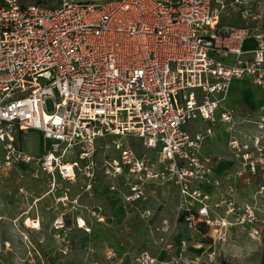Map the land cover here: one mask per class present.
I'll return each instance as SVG.
<instances>
[{
  "label": "built area",
  "instance_id": "2783aa9c",
  "mask_svg": "<svg viewBox=\"0 0 264 264\" xmlns=\"http://www.w3.org/2000/svg\"><path fill=\"white\" fill-rule=\"evenodd\" d=\"M262 16L264 1L254 9L252 0L63 1L55 8L0 1V173L32 169L49 194L60 190L55 200L63 206L78 181L91 193L102 177L144 223L154 217L145 205L150 188H173L175 220L203 226L224 244L229 228L238 219L251 222L254 209L237 201L234 184L221 189L213 178L217 159L200 150L222 130L239 164L236 179L264 183L262 136L239 135L235 113L225 106L234 81L249 79L264 96ZM197 122L206 126L185 129ZM27 131L41 134L36 156L22 148ZM129 139L151 154L138 155ZM98 142L118 157L97 161ZM257 187L264 194V184ZM215 256L209 252L206 263ZM136 263L159 261L143 252Z\"/></svg>",
  "mask_w": 264,
  "mask_h": 264
},
{
  "label": "rangeland",
  "instance_id": "374dc122",
  "mask_svg": "<svg viewBox=\"0 0 264 264\" xmlns=\"http://www.w3.org/2000/svg\"><path fill=\"white\" fill-rule=\"evenodd\" d=\"M63 1L99 3L108 0H61L48 7L55 8ZM262 1L252 0L253 8L257 9ZM257 91L261 93L259 88ZM52 105L53 101L48 100L47 112H52ZM254 120L255 124L243 130L262 136L264 145V128L259 131V120ZM185 129L191 132L188 126ZM40 139L41 134L36 131L25 132L22 148L27 154L36 156L40 151ZM205 142L209 144L210 139ZM220 142L224 146L225 140L220 139ZM127 143L138 155L151 154L143 150L136 139H129ZM210 144L213 145V141ZM105 145V142L97 143V161L106 154L118 157V151L111 146L105 150ZM204 150L210 151L209 147L202 152ZM255 179L258 185L264 184L260 177ZM95 187L91 193H83L79 184L73 185L68 194L72 202L63 206L55 200L60 190L49 194L44 179H35L32 169L0 173V264H137L136 258L143 252L156 257L159 264H208L205 257L211 251L216 254L211 264H264V194L258 193L256 184L236 188L237 201L254 209V219L251 222L238 219L229 228L224 244L213 242L207 228H188L175 220L170 204L173 201L169 198L176 199L173 189L167 194L164 187H153L150 206L157 214L146 226L131 219L133 215L137 218L133 209L125 207L129 214L123 206L110 200L104 190V179L99 178ZM219 215L225 216L223 209ZM59 216L63 218V228L53 230V222ZM74 216V221L78 217L84 221L81 231L71 224L70 218ZM28 218L40 220V231L33 232L23 225ZM235 218L228 216L227 220L234 223ZM64 247H68L67 255L62 253ZM106 252H111L113 257L106 259Z\"/></svg>",
  "mask_w": 264,
  "mask_h": 264
},
{
  "label": "crops",
  "instance_id": "0c3cea01",
  "mask_svg": "<svg viewBox=\"0 0 264 264\" xmlns=\"http://www.w3.org/2000/svg\"><path fill=\"white\" fill-rule=\"evenodd\" d=\"M235 23H236V25H241V23H239L237 21ZM251 45H252V42L248 41L245 44V47H250ZM262 105H264V96H262L261 93L260 94L258 93L257 88H255L251 84L249 79H243V80H239V81H234L231 84L229 95H228V99L225 102V106L230 108V109H232L234 111V113H235V118H236V121L238 123L237 124L238 125L237 126V131H238L239 135H241V133L248 132L247 130L244 131L243 128L245 126H249L251 124H255L256 121L254 119L257 118L259 120L260 116L264 115V114L260 113V111H259V108ZM205 126L206 125L204 123L197 122V123L190 124L188 127L190 128L191 132H195V131H198V130L204 128ZM209 139H210V142L213 141V145L210 144V142H209V144H206V142H204V144L202 145V148L200 150V153L202 155L211 156V157L217 159L216 162H215V166H214L213 178L219 182L221 189H224L228 184H234L236 188L247 185L245 183L246 177L241 178V179H238V178L236 179V177H235V173L239 169V164L236 161L233 160L231 154L229 153V151H228V149L226 147V141H225L224 146L221 145L220 139L221 140L222 139L225 140V137H224V134H223L222 130H220V129L216 130L214 132L213 136L211 138H208L207 140H209ZM219 144H220V146H219ZM207 147H209L210 151L206 152L204 150V152H202V150L204 148H207ZM214 150H217L218 152H216ZM14 171H17V170H14ZM20 171L26 172V168L20 169ZM100 178H102V177H100ZM258 183L259 182L258 181L256 182L255 178H251V181H250V183L248 185L256 184L258 186ZM77 184H79V187H80L81 182L78 181ZM163 189L166 190V192L168 194L170 192V190L173 189V188L164 187ZM104 190L110 196V200L112 202L118 203L121 206H123V204L121 203V201L118 198H116L115 196H112L108 192L107 187ZM153 193H154L153 192V188H150V190L148 192V201L145 204L148 208H150L154 212V217L152 218L150 223H152L154 221V219L156 217V214H157L155 208L150 206V200L152 198V194ZM169 198L173 201L170 204L173 205L172 215L175 217V210H176L177 200L175 198H173L172 196H169ZM123 209H125V211L127 213L129 212V214H130L129 209L127 210L125 208V206H123ZM74 218H75V216L70 218L71 219V224L76 227V222L77 221H74ZM78 219H81V218L78 217L75 220H78ZM131 219L132 220H136L137 222H139L141 224L144 223V222H141L139 219H137L134 215L132 216ZM31 220L34 221V222H38L39 225H40V220L39 219L38 220L31 219ZM145 225H146V223H145ZM49 228H50V223H49V226L47 228V231H49L48 230ZM40 229H41V225H40ZM75 229L77 231H81V229H78V228H75ZM33 232H35V231H33Z\"/></svg>",
  "mask_w": 264,
  "mask_h": 264
},
{
  "label": "trees",
  "instance_id": "16d2710c",
  "mask_svg": "<svg viewBox=\"0 0 264 264\" xmlns=\"http://www.w3.org/2000/svg\"><path fill=\"white\" fill-rule=\"evenodd\" d=\"M0 1H4V0H0ZM53 2L60 3L61 0H21L20 2L18 1L20 7H25L29 4H33L36 6H42V7H48V4L53 3ZM48 8H50V7H48ZM179 222H182L181 218L179 219ZM200 227H203V226H198V228H200Z\"/></svg>",
  "mask_w": 264,
  "mask_h": 264
},
{
  "label": "bare ground",
  "instance_id": "6f19581e",
  "mask_svg": "<svg viewBox=\"0 0 264 264\" xmlns=\"http://www.w3.org/2000/svg\"><path fill=\"white\" fill-rule=\"evenodd\" d=\"M63 223V222H62ZM77 223H78V225H79V228L78 229H83L84 227H85V225H84V221L83 220H81V219H78L77 220ZM59 224V220H57V223H56V225H58ZM23 225L26 227V228H28V229H32V230H40V225H39V223L38 222H34V221H32L31 219H25L24 220V222H23ZM57 228H60V227H57Z\"/></svg>",
  "mask_w": 264,
  "mask_h": 264
}]
</instances>
